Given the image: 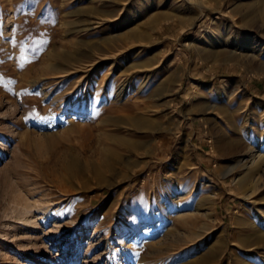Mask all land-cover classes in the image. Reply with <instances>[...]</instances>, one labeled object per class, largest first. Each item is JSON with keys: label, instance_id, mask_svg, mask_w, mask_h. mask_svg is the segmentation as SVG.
I'll return each mask as SVG.
<instances>
[{"label": "rangeland", "instance_id": "obj_1", "mask_svg": "<svg viewBox=\"0 0 264 264\" xmlns=\"http://www.w3.org/2000/svg\"><path fill=\"white\" fill-rule=\"evenodd\" d=\"M236 47L260 73L264 0H0V264H264V77L213 59Z\"/></svg>", "mask_w": 264, "mask_h": 264}, {"label": "bare ground", "instance_id": "obj_2", "mask_svg": "<svg viewBox=\"0 0 264 264\" xmlns=\"http://www.w3.org/2000/svg\"><path fill=\"white\" fill-rule=\"evenodd\" d=\"M76 34V33H75ZM236 38H234V40H235ZM236 40H238V39H236ZM217 41L218 40H216L215 38H209V40L207 41V43H206V45H207V48H209L210 46H212V45H219L218 43H217ZM222 41V43L221 44H223V46H227L228 45V43H227V40H221ZM235 41H233V42H231L232 43V45H237V42L236 43H234ZM246 42H248V41H246ZM254 45H255V43H254ZM254 45H252L253 46V48H255L254 47ZM192 48H193V44H191L190 45ZM190 47V48H191ZM247 47H249L248 45H247ZM251 47V46H250ZM239 47H236V49H234V50H231V51H229V52H227V53H225V52H222L221 54H219V55H213V59H218V58H221V60H220V62H223V60L225 61V60H229V62H231V63H233V65L235 64L236 66H238L239 68H241V69H243L246 73H247V75H249L250 77H264V63H262V64H259V67H260V73H257L256 71H254L253 69L254 68H252L251 66H250V64H252V63H254L255 62V60H257L258 59V55L260 54L259 52H256L253 48H249V50H247V53L245 54V55H243L242 53L243 52H241L240 50L241 49H238ZM245 48V47H244ZM229 58V59H228ZM253 65V64H252ZM250 66V67H249ZM211 68V66H207V70H209ZM203 115H204V112H203ZM200 121H202V122H204V116H201L200 117V119H199ZM206 122V121H205ZM247 156V158L246 159H249V165L251 166V165H253L255 162H256V160L258 159V157H259V155H260V153H258V151L256 152H254L253 151V149L251 150V149H249V150H247L246 151V153H245ZM243 162V167L246 169H248L249 167L245 164V162H244V158L243 159H241L240 160V163H238L239 165L241 164ZM235 168H233L231 171H228V173H231V172H233V170H234ZM258 169H259V167H258ZM227 173V174H228ZM258 174V173H257ZM252 177V176H251ZM249 179V178H248ZM235 184H237V185H239V188L238 189H240V187H242V188H244L245 187V193H243L244 194V197L245 198H248V199H250V196L251 195H253V194H256V193H258L259 192V189H260V182H258L257 180L255 181V182H253L252 183V181H249V182H244L243 184L242 183H237V180H235V178L232 180ZM260 181V180H259ZM237 187V186H236ZM205 207V206H204ZM198 212H199V210H198ZM207 214V213H206ZM209 215V214H208ZM204 216V215H203ZM252 227V225H250V222H249V224H248V227ZM247 227V228H248ZM145 234H147V233H145ZM144 234V235H145ZM249 236V235H248ZM254 236V235H253ZM250 237V236H249ZM252 241H253V239H251ZM256 242V241H255ZM238 243H239V245H241V246H243V247H246V244H247V241H246V239L245 238H239V240H238ZM251 243V242H250ZM254 245V244H253ZM255 245H257V244H255ZM254 245V246H255ZM249 246V245H248ZM254 248V247H253ZM250 250H252L251 248H249ZM255 249V248H254ZM216 250H217V246L215 245V244H213L211 247H210V250L208 251L209 253L201 260V262L200 263H202V264H211V263H215L217 260H216ZM263 250V249H262ZM249 251V250H248ZM222 253V252H221ZM223 254V253H222ZM218 255V254H217ZM216 260V261H215ZM215 261V262H214ZM218 263V262H217Z\"/></svg>", "mask_w": 264, "mask_h": 264}, {"label": "crops", "instance_id": "obj_3", "mask_svg": "<svg viewBox=\"0 0 264 264\" xmlns=\"http://www.w3.org/2000/svg\"><path fill=\"white\" fill-rule=\"evenodd\" d=\"M168 20V19H167ZM166 20V18H165V21H167ZM161 23V22H160ZM201 94V93H200ZM196 102V101H195ZM195 102L194 103H192V105L193 106H196V104H195ZM197 109H204V110H206L208 113L205 115V117L210 113L209 111H210V109H208V108H201L200 106H197Z\"/></svg>", "mask_w": 264, "mask_h": 264}]
</instances>
